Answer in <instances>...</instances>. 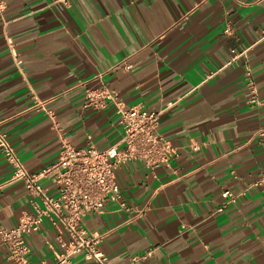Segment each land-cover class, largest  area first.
Masks as SVG:
<instances>
[{
    "label": "crops",
    "instance_id": "obj_1",
    "mask_svg": "<svg viewBox=\"0 0 264 264\" xmlns=\"http://www.w3.org/2000/svg\"><path fill=\"white\" fill-rule=\"evenodd\" d=\"M96 87L158 112L177 154L153 172L116 168L125 207L107 201L82 218L107 264H264L253 184L264 172V0H0V129L28 172L64 142L101 150L121 137L111 100L85 106ZM39 184L58 194L51 175ZM224 190L243 194L217 211ZM31 199L0 154V228L31 214ZM55 235L47 219L26 233L28 260L53 261ZM0 264H14L1 239ZM70 264L99 263L78 253Z\"/></svg>",
    "mask_w": 264,
    "mask_h": 264
},
{
    "label": "built area",
    "instance_id": "obj_2",
    "mask_svg": "<svg viewBox=\"0 0 264 264\" xmlns=\"http://www.w3.org/2000/svg\"><path fill=\"white\" fill-rule=\"evenodd\" d=\"M248 89L254 91L253 82L248 80ZM111 100L120 116L121 137L105 149H97L92 144L74 147L64 142L57 160L35 173L28 172L19 161L7 134L0 129V154L12 166V178L20 179L24 188L32 196L31 214H22L16 227L0 228V239L7 246L8 257L14 264H34L27 258L29 247L24 235L37 230L47 219L55 230V238L60 251L51 262L39 264H70V256L82 253L87 259L99 264H107V257L96 249L100 234H87L81 225L88 212H102L107 201L125 204L120 200V191L115 180V169L130 161H140L151 172L162 162L177 156L171 144L157 130L159 113L146 111L137 105L125 106L122 101L105 87L85 91V106L103 108ZM251 101H256L252 97ZM262 135V134H261ZM193 151L197 144L188 145ZM58 185V194L51 196L39 181L50 176ZM264 189V172L253 182ZM243 191L222 192L223 201L217 208L221 211L234 203ZM144 257V256H143ZM137 257L131 259L135 262Z\"/></svg>",
    "mask_w": 264,
    "mask_h": 264
}]
</instances>
